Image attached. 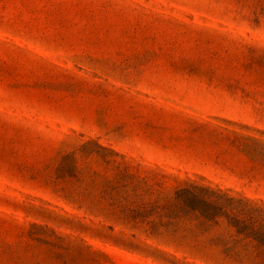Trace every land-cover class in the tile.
<instances>
[{
    "label": "rangeland",
    "instance_id": "rangeland-1",
    "mask_svg": "<svg viewBox=\"0 0 264 264\" xmlns=\"http://www.w3.org/2000/svg\"><path fill=\"white\" fill-rule=\"evenodd\" d=\"M0 264H264V0H0Z\"/></svg>",
    "mask_w": 264,
    "mask_h": 264
}]
</instances>
